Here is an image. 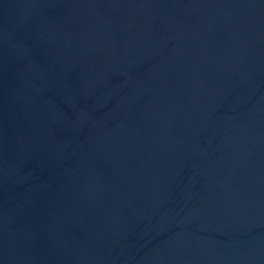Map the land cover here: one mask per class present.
<instances>
[{"label":"water","instance_id":"1","mask_svg":"<svg viewBox=\"0 0 264 264\" xmlns=\"http://www.w3.org/2000/svg\"><path fill=\"white\" fill-rule=\"evenodd\" d=\"M0 264H264V0H0Z\"/></svg>","mask_w":264,"mask_h":264}]
</instances>
